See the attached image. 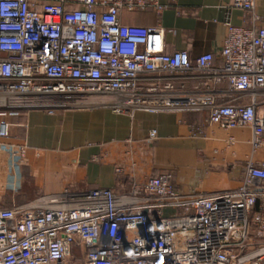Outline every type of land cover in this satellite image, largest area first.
I'll use <instances>...</instances> for the list:
<instances>
[{
    "label": "built area",
    "instance_id": "obj_1",
    "mask_svg": "<svg viewBox=\"0 0 264 264\" xmlns=\"http://www.w3.org/2000/svg\"><path fill=\"white\" fill-rule=\"evenodd\" d=\"M258 1L232 0L252 24L228 25L215 64L211 52H167L161 26L123 23L124 11L162 12L158 0H0V138L10 137L8 117L103 106L206 113L264 145ZM10 151L26 156L24 146ZM0 264H264V166L249 164L235 190L182 194L163 174L127 194L67 189L0 207Z\"/></svg>",
    "mask_w": 264,
    "mask_h": 264
},
{
    "label": "crops",
    "instance_id": "obj_2",
    "mask_svg": "<svg viewBox=\"0 0 264 264\" xmlns=\"http://www.w3.org/2000/svg\"><path fill=\"white\" fill-rule=\"evenodd\" d=\"M158 1L164 6L162 12L154 8L124 11L122 21L161 26L169 53L186 50L196 57L211 52L218 64L228 25L252 24V14L234 8L232 0ZM256 13L264 25V0L258 1ZM196 84L197 79H190L185 85ZM218 88L225 89L226 84ZM258 114L264 117V96L258 99ZM8 121L10 137L0 138V187L16 185L5 182L7 169L22 172L19 180L11 176V182L20 183V198L7 207L67 189L127 194L134 185L163 174L171 175L182 194L235 190L242 186L249 164L264 166V145H253L250 128L223 130L210 125L206 113L130 115L97 106L55 115L31 111ZM153 130L157 138L151 140ZM12 146L26 148V156L19 158L24 164L11 163L6 151ZM4 202L9 201L1 193L0 203Z\"/></svg>",
    "mask_w": 264,
    "mask_h": 264
},
{
    "label": "rangeland",
    "instance_id": "obj_3",
    "mask_svg": "<svg viewBox=\"0 0 264 264\" xmlns=\"http://www.w3.org/2000/svg\"><path fill=\"white\" fill-rule=\"evenodd\" d=\"M12 147H14V146H12ZM10 149L8 151H6V155H8L10 157L11 163L24 164V162H22L23 159L22 160L19 159V158H22V157L18 154V152L16 151V153L14 155V154H12ZM6 172L8 173L6 178H8V179H6L5 176H4L5 174H3V178H5V182H6V180H8L7 183L10 182V184H14V182H16V185L12 186V187H6V188L0 187V194L1 193L2 194H6L7 195V200L9 201V202H6V203L5 202L4 203H0L1 207H7L9 205H12L14 201H16L18 198H20V197H18L19 196L18 194H19L20 183L18 181L11 182V179H12L11 176L12 177L14 176L15 178H17V180H19L20 174L22 172L21 169L17 168L15 171H11V170L7 169ZM3 173H5V171H3ZM0 183L2 184L3 181L0 180Z\"/></svg>",
    "mask_w": 264,
    "mask_h": 264
}]
</instances>
